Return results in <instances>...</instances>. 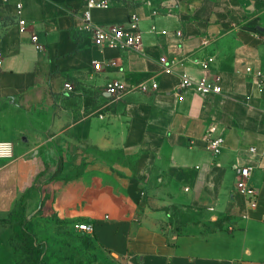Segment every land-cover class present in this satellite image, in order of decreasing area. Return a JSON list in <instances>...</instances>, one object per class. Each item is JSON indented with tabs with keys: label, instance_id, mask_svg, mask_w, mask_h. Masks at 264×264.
<instances>
[{
	"label": "crops",
	"instance_id": "obj_1",
	"mask_svg": "<svg viewBox=\"0 0 264 264\" xmlns=\"http://www.w3.org/2000/svg\"><path fill=\"white\" fill-rule=\"evenodd\" d=\"M84 2L0 0V17L27 22L2 42L0 142L13 157L0 161L1 227L23 199L47 225L93 224L127 264H264V0L90 10L95 27H137L139 50L95 46ZM184 75L221 92L184 89ZM113 82L128 92L109 94ZM243 167L255 205L236 186Z\"/></svg>",
	"mask_w": 264,
	"mask_h": 264
},
{
	"label": "rangeland",
	"instance_id": "obj_2",
	"mask_svg": "<svg viewBox=\"0 0 264 264\" xmlns=\"http://www.w3.org/2000/svg\"><path fill=\"white\" fill-rule=\"evenodd\" d=\"M234 25L242 22L235 20ZM4 226L0 225V264H127L70 225H47L39 211L29 214L23 199Z\"/></svg>",
	"mask_w": 264,
	"mask_h": 264
},
{
	"label": "built area",
	"instance_id": "obj_3",
	"mask_svg": "<svg viewBox=\"0 0 264 264\" xmlns=\"http://www.w3.org/2000/svg\"><path fill=\"white\" fill-rule=\"evenodd\" d=\"M3 3H8L9 0H2ZM109 0H85L84 6L85 10L82 14V20L90 27L92 36L94 38V44L97 47H117L125 50H139L142 44V34L141 31L136 27L133 31H126L121 26H111L109 28L105 27H95L91 24L90 10L99 5H107ZM18 8H21V5H18ZM11 26H18L20 30H24L27 27V22L21 19L20 14L13 16L10 20H6L3 17H0V61L3 58V48L2 42L4 38V32ZM33 42L37 43V36H33ZM40 49V45H38ZM161 62L164 65L169 66L170 61H166L164 58L161 59ZM95 67L99 69V64L95 63ZM167 71L169 69H166ZM196 85L198 90L201 93H220L221 89L218 83L211 82L207 78H202L199 81L183 76L181 80V87L187 88L191 85ZM67 89H72L70 83H66ZM109 94H115L116 96H122L124 93L128 92V89L119 82H113L108 85ZM147 85L145 83L139 84L136 89L140 91H146ZM152 88H157V84H153ZM206 141L208 142L210 148L215 154L221 152L223 146V140L219 137H213L211 133H207L205 136ZM253 151V149H251ZM13 157V144L8 141L0 142V161L9 160ZM251 176V169L248 167H243L238 169V181L237 189L249 199L251 205H255L257 202V192L256 190L249 185L248 180ZM71 228L74 231L79 233L91 236L95 232V226L90 223H73Z\"/></svg>",
	"mask_w": 264,
	"mask_h": 264
}]
</instances>
